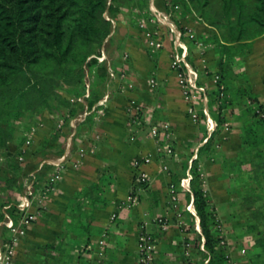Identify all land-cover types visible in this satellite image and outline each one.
Masks as SVG:
<instances>
[{
    "label": "crops",
    "instance_id": "crops-1",
    "mask_svg": "<svg viewBox=\"0 0 264 264\" xmlns=\"http://www.w3.org/2000/svg\"><path fill=\"white\" fill-rule=\"evenodd\" d=\"M141 1H121V11L113 20L115 42L106 54L111 63V78L104 96L105 114L91 127L82 128L74 143L72 135L83 116L72 118L64 125L61 144L65 147L63 154L69 150L70 155L62 178L56 183L57 189L46 197L38 219L18 242L11 264H138L144 220H148L147 228L155 237L152 264L208 262L201 246L199 216L190 209V203L195 208L193 192L181 184L193 152L207 141L208 129L203 120L194 122L188 115L187 101L170 66L174 33L159 18L148 25L162 34L164 46L154 56L149 53L139 21L148 18L151 11L141 9ZM167 5L165 0H149L150 10L153 7L165 10L177 26L193 28L197 33L202 31V22ZM190 56L201 72L199 81L206 87L207 105L212 114L215 105L210 102L209 92L215 85L207 70H216L217 52L208 44L204 55L194 49ZM232 67L233 73L226 83L227 106L223 109L226 120L216 128L211 151L202 150L200 155L197 152L199 168L204 173L205 192L217 224L222 226L231 257L239 264H264V120L253 114L257 104L264 108V34L255 39L249 53L234 58ZM153 77L156 84L151 89ZM131 98L142 106L136 118L126 108ZM40 118L21 175L25 179V174L36 170V163L40 167L44 161L52 163L59 157L51 153L42 158L33 152L56 124L55 114L48 110ZM162 121H168L173 128L170 155L157 147L156 139L150 134L151 127ZM80 145L86 148V153L75 166L72 163L75 150L71 148ZM17 149V143H11L8 153L15 155ZM146 154L152 156V161L144 166L148 181L140 186L139 202L126 206L123 201L136 173L132 160ZM99 170L112 175L104 194L109 202L93 210L89 232L67 234L63 225L69 201L78 188L96 179ZM1 177L0 204L9 198L17 201L22 190L15 189L10 196L5 195ZM177 178L180 181L175 185L184 210V226L179 225L168 204L169 184ZM160 213L171 219L164 231L151 222ZM3 238L4 231L0 228V239ZM186 240L191 243L189 253ZM100 249L102 255L98 253Z\"/></svg>",
    "mask_w": 264,
    "mask_h": 264
},
{
    "label": "trees",
    "instance_id": "trees-1",
    "mask_svg": "<svg viewBox=\"0 0 264 264\" xmlns=\"http://www.w3.org/2000/svg\"><path fill=\"white\" fill-rule=\"evenodd\" d=\"M121 1L0 0V173L3 172L0 176L6 187L5 195L10 196L15 189L23 192L27 181L43 179L53 170L54 165L44 161L40 167L36 163V170L24 175L26 179L21 176L33 141L25 146L28 132L39 126L45 110L55 114L56 124L52 133L33 150L42 158L63 154V127L72 118L83 116L72 135L74 143L80 130L91 127L97 120L99 110L105 111L104 96L111 78V63L107 56L102 60L99 57L106 55L115 42L113 20L121 11ZM170 2L168 8L177 3L182 14L193 15L200 22L216 27V31L210 30L201 39L217 52L216 70L209 72L212 76L219 74L225 85V96L219 97L220 89L214 83L209 97L215 105L216 113L212 114L216 124L207 141L199 147L200 155L202 150L211 151L216 128L226 120L223 112L228 100L226 83L233 73L234 58L249 53L255 39L264 34V0ZM139 5L151 11L149 0H142ZM189 45L191 52L194 51V40H189ZM157 52L149 51L151 56ZM87 89L89 93L85 95ZM257 107L264 111L257 104L253 114L264 120ZM15 142L18 149L11 155L8 148ZM76 148L73 146L71 150ZM20 155L23 159H19ZM198 155L192 160L189 186L200 219L207 264H226L228 248L220 243L221 228L205 192ZM111 179L110 172L99 170L96 179L75 191L64 219L67 234L77 236L89 232L93 210L109 202L104 194ZM179 181L177 178L173 182ZM7 203H11L8 211L16 218V201L9 198L0 205ZM3 215L0 209V219Z\"/></svg>",
    "mask_w": 264,
    "mask_h": 264
},
{
    "label": "built area",
    "instance_id": "built-area-1",
    "mask_svg": "<svg viewBox=\"0 0 264 264\" xmlns=\"http://www.w3.org/2000/svg\"><path fill=\"white\" fill-rule=\"evenodd\" d=\"M169 4V0H165ZM159 18L160 22H165L170 26V30L173 31V49L171 53L170 66L177 76L178 83L181 87L182 94L187 101V112L190 118L194 122H199L201 119L204 120L205 125L208 129V135H211L212 130L215 127V119L212 116L208 105V94L205 85L200 83V70L199 68L189 59L191 53L189 40H194L195 49L200 55H204L208 44L204 43L203 40L197 35L193 28H181L177 24L170 20L168 13L159 8L153 7L151 10V15L148 18L139 21V26L143 28L144 35L146 38V44L150 52H157L164 46V40L162 34L152 27H149L148 22ZM106 57L103 53L99 59L102 60ZM204 67L207 68L206 65ZM209 72V69L207 70ZM213 82L220 89V98L223 99L225 96V85L220 81V76L218 73H214ZM156 84L155 78L150 79V88L152 89ZM89 91L87 89L85 95H88ZM79 99H83L80 97ZM84 100V99H83ZM200 103V104H199ZM127 111L131 117H138L142 111V106L139 101L135 98L129 99L127 103ZM256 111L264 117V111L260 107L256 108ZM105 114L104 108L99 110L98 120ZM62 121L59 122V126ZM227 128V124L225 125ZM33 129L29 131V136L26 139V145L28 146L32 141ZM150 134L157 141V147L164 151L166 154L173 153V147L170 141L173 139V128L171 123L168 121H162L156 125H153L150 129ZM198 147L192 154L189 165L186 169L185 176L181 180V184L189 191V181L192 178L191 165L192 160L197 157ZM86 153V148L82 145L78 146L74 151V157L72 158L73 165H79L82 158ZM70 151L67 150L64 154L60 155L55 159L52 164L54 165L53 170L49 172L47 177L40 180L31 179L25 183L23 192L16 201V206L18 209V216L15 218L9 211L8 208L11 203H7L3 208V218L0 219V228L4 231V238L0 239V264H11L13 256L16 251V247L20 239L25 235L28 227L38 219L41 214L42 205L46 197L55 191L57 188L56 183L62 178L63 169L66 166V162L69 159ZM19 159H23V155L19 156ZM1 160V158H0ZM152 161L151 154H146L144 156L135 157L132 160V165L136 169L135 179L133 184L130 186L128 193L126 195L123 204L126 206H133L139 202V189L140 186L148 181V173L144 166ZM167 168V165H164ZM201 176L203 178V183L205 182L204 173L201 171ZM168 204L173 210L177 221L180 226L183 225L184 220V210L181 208L179 201V194L177 187L174 182L169 184V198ZM190 209L196 215V210L192 203H190ZM115 214H112L114 218ZM151 222L159 225V230H167L171 224V219L169 215L164 213L156 214L151 218ZM148 220L141 222L142 233L139 239V260L138 264H152L154 254H155V237L153 232L148 228ZM221 244L227 245V240L224 237V233L221 230L220 234ZM104 240L101 239L100 243L103 244ZM202 248L204 249V237L202 236ZM191 243L189 240L185 241L186 252L189 253V248ZM100 255L103 254L102 249L98 252ZM227 258L230 264H239L235 259H233L229 253H227ZM208 260V259H207Z\"/></svg>",
    "mask_w": 264,
    "mask_h": 264
},
{
    "label": "rangeland",
    "instance_id": "rangeland-1",
    "mask_svg": "<svg viewBox=\"0 0 264 264\" xmlns=\"http://www.w3.org/2000/svg\"><path fill=\"white\" fill-rule=\"evenodd\" d=\"M169 1H171V0H169ZM171 2H169V4H170ZM171 6H173V8H171V9H174V11H180V6L177 4V3H174V4H172ZM190 15V14H189ZM193 16V15H192ZM202 26H203V28H202V31L199 33H197V35L200 37V38H203L204 39V37H207V32H209L210 30H212V31H216V27H211L210 25H208V24H205V23H202ZM140 27V26H139ZM141 28V27H140ZM142 30H143V28H141ZM143 33H144V30H143ZM61 119V118H60ZM203 119H201V121H202ZM204 121V120H203ZM33 130L35 131L36 130V128H33ZM34 131H33V133H34ZM29 133V132H28ZM29 135V134H28ZM33 135V134H32ZM218 226H220V228H222V226H221V224L220 225H218ZM201 244H202V241H201ZM229 253V252H228ZM231 256V255H230Z\"/></svg>",
    "mask_w": 264,
    "mask_h": 264
}]
</instances>
